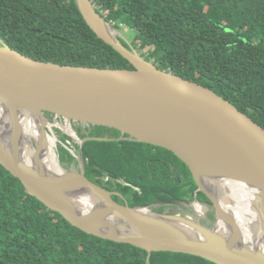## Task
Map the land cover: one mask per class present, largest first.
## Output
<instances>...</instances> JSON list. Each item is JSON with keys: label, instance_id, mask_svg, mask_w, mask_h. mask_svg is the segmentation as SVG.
Here are the masks:
<instances>
[{"label": "water", "instance_id": "1", "mask_svg": "<svg viewBox=\"0 0 264 264\" xmlns=\"http://www.w3.org/2000/svg\"><path fill=\"white\" fill-rule=\"evenodd\" d=\"M77 3L97 35L135 69L39 61L1 42L0 163L30 194L74 226L148 251L149 264L155 252L197 255L217 264H264V252L258 249L264 235V128L210 89L161 70L126 47L120 31L92 0ZM46 113L68 124L115 128L131 140L173 152L198 186L193 203L201 205L198 192L210 200L213 226L182 215L180 209L160 213L118 202L115 192L87 177L83 150L80 170H70L59 160L63 172L50 173L42 141L35 140L38 153L28 155L22 139L27 115L38 117L43 135L53 136ZM232 188H248L254 195L252 208L262 219L249 232L242 217L231 212Z\"/></svg>", "mask_w": 264, "mask_h": 264}, {"label": "trees", "instance_id": "2", "mask_svg": "<svg viewBox=\"0 0 264 264\" xmlns=\"http://www.w3.org/2000/svg\"><path fill=\"white\" fill-rule=\"evenodd\" d=\"M92 1L118 30L128 24L136 31L131 45L122 39L126 47L159 69L210 89L264 128V0ZM0 42L39 61L135 69L97 35L77 0H0ZM46 115L54 122V114ZM80 126L86 175L118 193V202L169 213L194 201L198 186L173 152L131 140L115 128ZM68 154L80 165L78 156ZM197 200L210 204L202 192ZM149 256L74 226L0 163V264H149ZM151 264L217 263L155 252Z\"/></svg>", "mask_w": 264, "mask_h": 264}, {"label": "bare ground", "instance_id": "3", "mask_svg": "<svg viewBox=\"0 0 264 264\" xmlns=\"http://www.w3.org/2000/svg\"><path fill=\"white\" fill-rule=\"evenodd\" d=\"M2 115L3 113L0 110V118L2 117ZM72 125L73 124H69L67 128L71 132ZM22 127V139L25 152H27L28 155L38 153L35 140L42 141L40 150L45 160V164L48 168V171L54 174L62 173L63 170L59 165V156L57 154L58 139L54 136L42 134V122H39L38 117L36 116H24L22 120ZM232 190L233 196L230 197L232 204V207L230 208L231 212L233 211L234 214L237 215L239 218L242 217L240 218L241 222L243 226H245L246 230L249 232L252 225L256 223V220L258 222L262 219L261 214L257 211H254L252 208L254 204V195L248 188H245L244 191H239L234 188H232ZM244 213H246V215ZM255 237H259V235L255 234ZM258 242V249L264 252V235L261 234Z\"/></svg>", "mask_w": 264, "mask_h": 264}, {"label": "rangeland", "instance_id": "4", "mask_svg": "<svg viewBox=\"0 0 264 264\" xmlns=\"http://www.w3.org/2000/svg\"><path fill=\"white\" fill-rule=\"evenodd\" d=\"M120 33L122 34V38L125 39V41H127V43L129 45H131V43H133L135 41L136 38V31L129 26L128 24L123 25L120 27L119 29ZM2 43L0 42V45ZM51 118H53L51 116ZM54 119V118H53ZM52 119V120H53ZM55 120V119H54ZM55 124V126H51V129L54 131L53 136L55 138H57L58 140V146H57V154H58V158L61 161V163L67 167H69V169H73V170H79V166L81 168V153L80 150L78 149V145H81L83 143V139L79 137V129H80V124H84V123H79V122H72V132L69 131L68 128V123L67 121H65V119L62 121L60 120L59 123L57 122H53ZM87 126H94L92 124H84ZM74 131V132H73ZM64 135H68L70 138H66ZM68 151H70L71 153H73L74 155L78 156L79 160H80V165L78 163V161L71 159V157L68 154ZM201 202V201H200ZM192 207L195 211L196 215V219H195V215L194 218L195 220L198 219V217H202V224L211 227L213 226L214 220H213V215L211 216H207V218H204L207 210L205 208H202L201 205L197 206L194 203H192ZM163 213V212H162ZM187 213L186 211L182 210V214ZM188 214V213H187Z\"/></svg>", "mask_w": 264, "mask_h": 264}, {"label": "flooded vegetation", "instance_id": "5", "mask_svg": "<svg viewBox=\"0 0 264 264\" xmlns=\"http://www.w3.org/2000/svg\"><path fill=\"white\" fill-rule=\"evenodd\" d=\"M55 120H54V122L56 121V117L54 118ZM53 123V122H52ZM116 194H118V193H116ZM193 202H191V203H188V204H186V210H183V211H186L188 214H182V208L179 206V207H175L176 209H180V211H181V214L182 215H185V216H192V217H194V215H195V219L197 218L196 217V213H195V211H194V209H193V207H192V204ZM201 205H203V207L207 210V213H206V215H205V217L204 218H207V216L209 217V216H211V215H214V209H213V207L211 206V204H207V205H205V204H203L202 202H199ZM175 208H171L170 210H169V212L172 210V209H175ZM191 214V215H190ZM191 217V218H192ZM194 219V218H193ZM198 219L202 222V220H203V218L201 217V218H199L198 217ZM197 219V220H198Z\"/></svg>", "mask_w": 264, "mask_h": 264}, {"label": "built area", "instance_id": "6", "mask_svg": "<svg viewBox=\"0 0 264 264\" xmlns=\"http://www.w3.org/2000/svg\"><path fill=\"white\" fill-rule=\"evenodd\" d=\"M60 120H62V121H63L64 119H63V118H61V117H56V121H55V122L59 123V121H60ZM53 126H55V124H54V123H53Z\"/></svg>", "mask_w": 264, "mask_h": 264}]
</instances>
